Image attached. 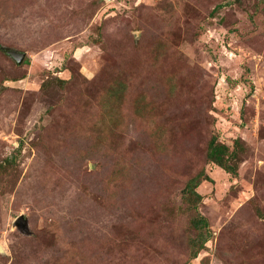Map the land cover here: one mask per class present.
<instances>
[{
    "label": "rangeland",
    "instance_id": "rangeland-1",
    "mask_svg": "<svg viewBox=\"0 0 264 264\" xmlns=\"http://www.w3.org/2000/svg\"><path fill=\"white\" fill-rule=\"evenodd\" d=\"M0 247V264H264V0H0Z\"/></svg>",
    "mask_w": 264,
    "mask_h": 264
},
{
    "label": "trees",
    "instance_id": "trees-1",
    "mask_svg": "<svg viewBox=\"0 0 264 264\" xmlns=\"http://www.w3.org/2000/svg\"><path fill=\"white\" fill-rule=\"evenodd\" d=\"M238 142L236 141V145ZM207 159L209 162L213 163L214 165L224 169L225 172L230 173L232 175H235L236 169L234 166L231 165V162H234L236 156V149H233L229 152L228 147L224 144L218 143L216 139L213 137L207 145V153H206ZM198 184V181L190 180L184 189V192L186 193V203L189 204V208L195 209V203L193 200L195 198H199L200 196L195 192V187ZM194 228L200 229L201 227L206 228V221L202 217H198L196 220L192 221L191 224ZM205 243V238L202 239L200 245L203 246ZM196 252L193 254L195 257Z\"/></svg>",
    "mask_w": 264,
    "mask_h": 264
},
{
    "label": "water",
    "instance_id": "water-1",
    "mask_svg": "<svg viewBox=\"0 0 264 264\" xmlns=\"http://www.w3.org/2000/svg\"><path fill=\"white\" fill-rule=\"evenodd\" d=\"M4 52L12 58L16 64H21L22 60L24 59L25 54L13 49H4ZM13 225L23 234H28V229H27V223L26 219L23 216H18L14 220ZM0 252H2V248L0 247Z\"/></svg>",
    "mask_w": 264,
    "mask_h": 264
}]
</instances>
